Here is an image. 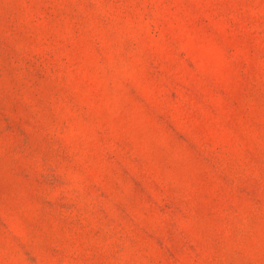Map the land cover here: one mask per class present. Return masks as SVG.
Masks as SVG:
<instances>
[{
    "label": "rangeland",
    "instance_id": "374dc122",
    "mask_svg": "<svg viewBox=\"0 0 264 264\" xmlns=\"http://www.w3.org/2000/svg\"><path fill=\"white\" fill-rule=\"evenodd\" d=\"M0 264H264V0H0Z\"/></svg>",
    "mask_w": 264,
    "mask_h": 264
}]
</instances>
